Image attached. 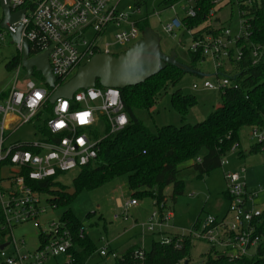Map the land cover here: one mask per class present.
Segmentation results:
<instances>
[{
    "label": "built area",
    "instance_id": "built-area-1",
    "mask_svg": "<svg viewBox=\"0 0 264 264\" xmlns=\"http://www.w3.org/2000/svg\"><path fill=\"white\" fill-rule=\"evenodd\" d=\"M206 1L215 5L207 16L208 23H212L231 0H181L165 8L171 10L174 17L164 23L162 29L171 37H176L178 31H186L192 38L190 52L201 54L204 59L211 58L219 74L224 71L225 64L242 59L243 52L238 42L241 38L248 37L253 9H262L264 0H244L240 3L241 34L236 38H233L230 29L222 26L220 17H217L220 20L218 25L223 29L219 36L205 34L196 37L195 34L202 27H187L184 20L195 18L202 10L201 4ZM122 2L123 0H10L13 14L22 10L25 13L20 20L7 24L0 39L4 41L10 33H18L22 40L29 43L30 58L48 52L51 71L57 82L60 80L66 83L94 55L111 54L109 49L112 46L133 45L141 38L142 31L138 23L142 19L135 17L140 14L141 7L129 6L125 11L121 6ZM177 5H180L181 16L177 12ZM109 35L106 50L102 51L103 38ZM15 45L17 52L22 54V44ZM253 57L254 64L261 59L257 50L253 51ZM23 69L20 63L14 70V86L10 91L0 94V229L5 232L1 244L5 247L0 249V264H45L62 255L68 258L67 264H72L69 251L74 244L68 225L61 217L50 216V213L55 212V206L49 201L51 196L38 189L35 183L53 181L60 184L56 180L63 173L75 169L82 172L85 168L95 167L102 141L109 134L124 130L129 119L118 89L90 87L76 92L71 100L58 98L52 104L50 97L60 85L57 83L55 89L46 85L38 86L32 79L33 74L30 79L25 78V87L18 89ZM217 80L216 83L206 80L202 85L193 84L192 87L194 90L222 92L232 86L231 78L226 75L223 79L217 75ZM31 123L39 125V140L10 143L14 134ZM250 139L260 145L264 144V130L254 129ZM3 170L8 175L2 178ZM246 173V169L241 168L239 172L225 175L230 200L227 216L219 219L209 215L198 230L190 232L197 240L209 242L214 248L221 247L219 252L227 253L231 260L250 256L251 250H256L259 244L253 225L262 211L255 205L256 194L248 192ZM2 183L4 187L1 186ZM45 195L49 197L45 199ZM137 203L132 200L122 208L126 211L129 206ZM121 217L124 220L127 218L125 213L119 218ZM173 217L172 211L161 213V210H157L147 224L146 231L154 232L155 227L161 226L163 222H170ZM158 219L160 223L157 222ZM25 224H32L40 230L39 248L36 251L22 252L26 246L25 241L15 235V230ZM161 243L169 245L171 238L167 237ZM176 248H180L178 244ZM100 254L107 256V248L101 250Z\"/></svg>",
    "mask_w": 264,
    "mask_h": 264
},
{
    "label": "trees",
    "instance_id": "trees-1",
    "mask_svg": "<svg viewBox=\"0 0 264 264\" xmlns=\"http://www.w3.org/2000/svg\"><path fill=\"white\" fill-rule=\"evenodd\" d=\"M180 1L164 0L163 7L167 8ZM136 6L142 7L139 2H136ZM201 8L195 18H187L184 23L190 29L202 27L195 34L196 37L205 34L219 36L223 29L218 25L219 18L213 20L214 25L213 22L207 21V16L215 5L206 1L201 4ZM252 18L248 37L241 38L238 42L243 57L240 61L232 60L236 72L235 78L230 77L231 74L228 76L231 78L232 86L220 92V106L206 120L196 124H186L191 111L198 104L197 97L184 94L182 89L178 88L187 73L168 65L145 83L120 91L129 123L121 132L109 134L102 141L96 166L85 168L80 172L74 180L73 192L53 181L35 183L38 189L51 196L49 201L55 206V210L63 209L61 219L67 223L73 237L74 247L69 251L73 259L72 264H87L99 249L98 243L86 234L83 223L71 209L72 203L82 191L94 190L118 177L127 176L133 201L150 198L161 213L173 212L172 205H175L178 198L185 194V183L178 178L182 171L190 168L199 178H203L221 168L224 158L232 150L241 148L244 129L249 128L250 132L254 129L264 130V3L262 9H253ZM138 24L142 32L150 27L148 19ZM254 50L261 55V59L255 64ZM189 53L194 68L205 60L201 54H193L190 51ZM20 63L21 54L17 53L7 63L6 68L10 72L14 71ZM37 75L43 79L40 73ZM57 83L60 86L65 84L60 80ZM96 86L102 88L99 82ZM169 91H172L171 105L180 116L182 125H166L158 127L156 132H151L135 115V111L150 112L160 104ZM262 148L264 144L256 143L248 154L240 153L239 157L246 158L248 155L260 153ZM204 150L207 153L200 156ZM188 163L192 164L185 167ZM170 186L172 194L167 199L165 189ZM202 224L203 221L198 219L194 230H198ZM253 226L254 235L259 237L254 255L231 260L227 253L216 251L212 246L211 250L202 256L203 262L264 264V211ZM82 229L83 233H81ZM189 235L169 237L171 238L169 245L153 241L149 251L139 245L131 246L121 257H116L115 264H181V262L190 264L192 242L196 238L191 233ZM4 238L5 232L0 229V246ZM180 239L184 240L180 242ZM177 244L180 248H176Z\"/></svg>",
    "mask_w": 264,
    "mask_h": 264
},
{
    "label": "rangeland",
    "instance_id": "rangeland-1",
    "mask_svg": "<svg viewBox=\"0 0 264 264\" xmlns=\"http://www.w3.org/2000/svg\"><path fill=\"white\" fill-rule=\"evenodd\" d=\"M244 0H231L217 14L220 17L221 24L230 29L233 38L241 34L240 31V3ZM136 2L141 3L140 14L135 16L138 19H148L150 28H152L161 38L162 50L169 55L174 52L177 61L182 65H191L190 48L192 38L184 30L178 31L176 37L167 35L162 26L174 17L171 10L163 7L164 0H123L121 6L125 11L127 8L136 6ZM177 12L181 16L180 5L176 7ZM3 20V11L0 6V24ZM214 25V22L212 23ZM220 25V24H219ZM3 29L0 27V34ZM110 40V35L103 38L102 51L106 50L105 44ZM136 43V42H135ZM132 44L127 46H112L109 51L112 55H118L125 52ZM16 45L11 44L10 36H6L4 41L0 39V94L8 92L15 83L16 72L8 71L7 63L17 54ZM85 63V62H84ZM200 73L207 75L206 78L198 77L194 74H186L183 81L178 86L184 94L195 95L198 104L191 111L186 124H196L206 120L209 115L219 108L221 96L219 91L211 90H194L192 85H202L206 80L216 83L217 75L220 79L223 76L235 78L236 72L232 61L225 64L223 73H217L216 64L211 58H205L198 63L196 68ZM38 72L34 73L32 78L38 86H44V79H41ZM76 71L71 75L72 78ZM26 84L25 70L21 71L18 89H23ZM172 91H169L160 102L159 105L149 111H135V115L143 122V124L151 131L156 132L158 127L166 125L181 126L180 116L176 113L171 105ZM39 125L27 124L14 134L10 143L16 141H37V127ZM103 136V129H101ZM249 128L244 129L241 136V148L232 150L225 158L222 167L213 171L209 175L199 178L193 169H186L179 175V179L185 183V194L178 198L177 203L173 206L174 217L170 222H163L161 226L155 227L154 232L146 231V226L150 223L153 213L158 208L150 198L137 200V205L129 206L126 211L122 206L133 200L132 191L129 187L128 177L121 176L114 181L107 183L94 190L82 191L71 205V209L75 216L83 223L86 234H88L95 242L98 243V251L89 259L87 264H115L116 257H121L126 250L134 245H139L142 249L149 251L153 241L162 242L167 237H183L189 235L194 230V225L201 219L205 221L207 216L211 215L219 219H224L229 211L230 200L227 196L228 184L225 175L231 172H239L241 168L246 169V177L248 184V192L256 194L255 198L257 209L264 211V151L248 155L246 158H240V153L248 154L251 147L256 142L251 141ZM207 153L204 150L200 156ZM192 163H188L185 167H189ZM80 174L79 169H75L61 174L57 178V182L73 192L74 180ZM7 172L3 170L1 176H7ZM2 187L5 185L2 183ZM262 189V190H261ZM172 194V187L165 189L167 199ZM45 199L48 195L43 196ZM121 200L122 206L118 204ZM63 209L55 210L50 216L61 217ZM127 216L126 220L121 215ZM117 217V218H116ZM160 223V219L157 220ZM40 230L33 227L32 224H25L15 230L17 238L25 241V248L22 252H33L39 248ZM190 236V235H189ZM184 240V239H183ZM183 240H179L182 242ZM212 245L209 242L193 239L190 264H201L202 256L211 250ZM107 248L108 255L102 256L100 251ZM216 251H221V247L217 246ZM255 249L251 250V255L255 254ZM10 250H7V254ZM115 253V255H114ZM68 258L65 255L52 259L45 264H67Z\"/></svg>",
    "mask_w": 264,
    "mask_h": 264
},
{
    "label": "water",
    "instance_id": "water-1",
    "mask_svg": "<svg viewBox=\"0 0 264 264\" xmlns=\"http://www.w3.org/2000/svg\"><path fill=\"white\" fill-rule=\"evenodd\" d=\"M3 11L1 29H7L8 23H14L21 19L25 10L13 14L10 8V0H0ZM11 44H22L21 63L26 71V79H30L34 71L40 73L44 84L50 89H55L57 80L53 75L48 58V52L35 58H30L29 43L22 40L18 33H10ZM178 68L187 74H194L206 78L192 65H182L177 61L174 52L167 55L163 52L160 36L150 27L143 33L142 38L130 46L125 52L118 55L99 53L89 61L81 65L75 75L64 85L56 88L50 97L54 104L58 98L71 100L79 90L96 87L97 83L102 88L124 90L145 83L151 77L156 76L167 66ZM1 246V250L4 249Z\"/></svg>",
    "mask_w": 264,
    "mask_h": 264
},
{
    "label": "crops",
    "instance_id": "crops-1",
    "mask_svg": "<svg viewBox=\"0 0 264 264\" xmlns=\"http://www.w3.org/2000/svg\"><path fill=\"white\" fill-rule=\"evenodd\" d=\"M143 33V32H142ZM141 38H142V36H141ZM140 38V39H141ZM139 39V40H140ZM51 103V102H50ZM246 181H247V177H246ZM247 188H248V184H247ZM262 190V189H261ZM257 195H258V193H256ZM257 197V196H256ZM118 204L120 205V206H122V202H121V200L120 199H118ZM255 205H256V202H255ZM256 207H258L257 205H256Z\"/></svg>",
    "mask_w": 264,
    "mask_h": 264
}]
</instances>
